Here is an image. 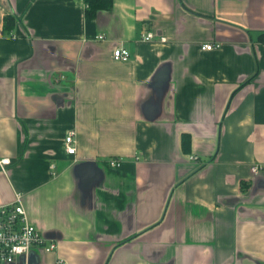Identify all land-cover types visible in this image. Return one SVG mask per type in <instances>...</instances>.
<instances>
[{
  "label": "crops",
  "instance_id": "0c3cea01",
  "mask_svg": "<svg viewBox=\"0 0 264 264\" xmlns=\"http://www.w3.org/2000/svg\"><path fill=\"white\" fill-rule=\"evenodd\" d=\"M86 6L0 0V204L56 243L13 264H264V0Z\"/></svg>",
  "mask_w": 264,
  "mask_h": 264
},
{
  "label": "built area",
  "instance_id": "2783aa9c",
  "mask_svg": "<svg viewBox=\"0 0 264 264\" xmlns=\"http://www.w3.org/2000/svg\"><path fill=\"white\" fill-rule=\"evenodd\" d=\"M103 38L102 34L96 36V39ZM143 39L152 40L153 34L146 33ZM159 39L165 41L163 36ZM214 46V44L205 43L201 48L210 50ZM129 57L130 53L126 47L122 45L114 47L115 60H127ZM73 135L74 131L69 130L64 138L65 151L68 154H73L76 149ZM2 163H8V160L4 159ZM109 163L114 167L120 166V161L117 159L110 160ZM261 167L262 164H254L251 167L252 173L257 174ZM35 247H40L43 251H52L56 248V243L46 242L36 226L29 221L21 196L17 194L14 202L0 204V264H13L18 257L26 256Z\"/></svg>",
  "mask_w": 264,
  "mask_h": 264
},
{
  "label": "trees",
  "instance_id": "16d2710c",
  "mask_svg": "<svg viewBox=\"0 0 264 264\" xmlns=\"http://www.w3.org/2000/svg\"><path fill=\"white\" fill-rule=\"evenodd\" d=\"M86 9L85 14L88 18H93L98 9H110L112 6V0H85ZM9 16L6 17L5 28H8L7 20ZM190 143V137L188 134L182 135V146L188 151V144Z\"/></svg>",
  "mask_w": 264,
  "mask_h": 264
}]
</instances>
